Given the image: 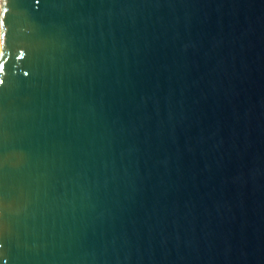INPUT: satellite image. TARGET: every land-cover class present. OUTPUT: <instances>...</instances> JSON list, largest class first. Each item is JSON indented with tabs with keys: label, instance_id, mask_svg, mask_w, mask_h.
<instances>
[{
	"label": "water",
	"instance_id": "95a60500",
	"mask_svg": "<svg viewBox=\"0 0 264 264\" xmlns=\"http://www.w3.org/2000/svg\"><path fill=\"white\" fill-rule=\"evenodd\" d=\"M0 264H264V0H0Z\"/></svg>",
	"mask_w": 264,
	"mask_h": 264
}]
</instances>
